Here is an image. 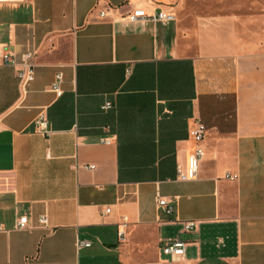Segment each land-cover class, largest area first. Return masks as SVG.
Returning <instances> with one entry per match:
<instances>
[{
  "label": "crops",
  "instance_id": "0c3cea01",
  "mask_svg": "<svg viewBox=\"0 0 264 264\" xmlns=\"http://www.w3.org/2000/svg\"><path fill=\"white\" fill-rule=\"evenodd\" d=\"M193 1L0 0V50L36 53L26 88L0 64V264H264V0Z\"/></svg>",
  "mask_w": 264,
  "mask_h": 264
},
{
  "label": "built area",
  "instance_id": "2783aa9c",
  "mask_svg": "<svg viewBox=\"0 0 264 264\" xmlns=\"http://www.w3.org/2000/svg\"><path fill=\"white\" fill-rule=\"evenodd\" d=\"M102 16L104 13L101 14ZM128 23L141 22L142 24L148 23H162L169 24L177 19V14L173 10L168 9H156L153 12H147L145 9L137 8L129 12L126 16ZM36 53L34 51H28L18 57L14 52L3 49L0 50V64H9L17 68L18 76L21 80L22 86H26L35 79V69H36ZM63 72L59 71L53 82L50 85V90L53 91L57 96L63 94ZM110 103H107L104 108H109ZM36 126L38 131L42 133H48V126L46 118L40 115L36 121ZM207 134V127L202 121H197L196 125L191 131V135L197 146L193 152L189 155L187 169L184 170L182 166H178V174L180 179L186 180L195 178L198 175L200 161L205 155V148L203 146V141ZM90 168H94V165H90ZM227 178H236V174H227ZM159 205L168 213L172 214L175 210L174 204L166 198H161L159 200ZM106 211H110L107 209ZM40 222L42 224L47 223V216L44 214L40 217ZM29 225L28 217L26 215L20 217L18 221V227L25 228ZM185 231H193L197 227L196 220H186L183 223ZM80 246H91V242L87 240H80ZM187 242L181 238L177 237L171 239L161 246L162 252L172 260H179L183 258L186 254Z\"/></svg>",
  "mask_w": 264,
  "mask_h": 264
},
{
  "label": "rangeland",
  "instance_id": "374dc122",
  "mask_svg": "<svg viewBox=\"0 0 264 264\" xmlns=\"http://www.w3.org/2000/svg\"><path fill=\"white\" fill-rule=\"evenodd\" d=\"M202 3L206 4L207 7H209V6H212L214 4V0H196L195 5L199 7V4L201 6Z\"/></svg>",
  "mask_w": 264,
  "mask_h": 264
}]
</instances>
